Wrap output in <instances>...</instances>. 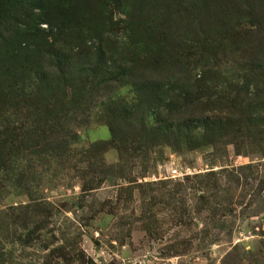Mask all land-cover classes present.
Segmentation results:
<instances>
[{
    "label": "trees",
    "instance_id": "16d2710c",
    "mask_svg": "<svg viewBox=\"0 0 264 264\" xmlns=\"http://www.w3.org/2000/svg\"><path fill=\"white\" fill-rule=\"evenodd\" d=\"M128 1L0 0V178L11 160H67L93 109L110 138L81 154L136 157L160 145L180 152L264 136V0H130L117 42L104 27L110 6ZM194 4L202 15L187 10ZM238 16L255 28L244 31L255 56L245 51L209 76L200 46ZM124 88L131 98L115 99Z\"/></svg>",
    "mask_w": 264,
    "mask_h": 264
},
{
    "label": "rangeland",
    "instance_id": "374dc122",
    "mask_svg": "<svg viewBox=\"0 0 264 264\" xmlns=\"http://www.w3.org/2000/svg\"><path fill=\"white\" fill-rule=\"evenodd\" d=\"M187 10L203 13L196 4ZM110 11L104 30L119 42L130 0ZM235 20L200 46L208 74L245 51L255 56L244 32L255 28ZM237 73L245 81L247 73ZM113 97L129 100L130 89ZM78 134L67 160L9 161L10 174L0 178V264H264L263 134L190 151L160 145L134 158L111 148L81 154L110 138L94 109ZM23 218L43 229H24Z\"/></svg>",
    "mask_w": 264,
    "mask_h": 264
}]
</instances>
